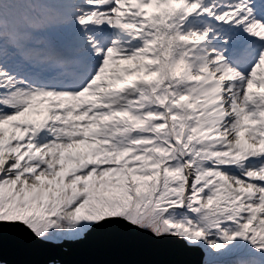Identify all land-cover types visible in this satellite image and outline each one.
<instances>
[{
    "label": "snow or ice",
    "instance_id": "1",
    "mask_svg": "<svg viewBox=\"0 0 264 264\" xmlns=\"http://www.w3.org/2000/svg\"><path fill=\"white\" fill-rule=\"evenodd\" d=\"M0 264H264V0H0Z\"/></svg>",
    "mask_w": 264,
    "mask_h": 264
}]
</instances>
